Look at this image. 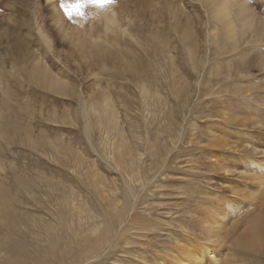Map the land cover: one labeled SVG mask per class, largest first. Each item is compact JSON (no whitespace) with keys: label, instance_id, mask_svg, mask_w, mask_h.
Wrapping results in <instances>:
<instances>
[{"label":"rangeland","instance_id":"obj_1","mask_svg":"<svg viewBox=\"0 0 264 264\" xmlns=\"http://www.w3.org/2000/svg\"><path fill=\"white\" fill-rule=\"evenodd\" d=\"M61 2L0 0V185L14 196L16 176L26 182L42 171L60 173L79 189L81 198L103 206L94 188L92 172H96L102 180L100 193L113 192L120 198L124 174L113 161L108 159L107 164L102 159L105 150L93 117L88 135L83 132L89 99L107 92L117 102L125 145L138 148L142 157L129 215L98 264H174L179 253L196 257L199 249L202 254L196 264H264V243L251 248L248 236L252 220L264 219V190L253 197L255 182L242 166L248 157L264 164V106L258 105L254 113L251 109L264 97V36L255 27L238 36L239 51L249 54L241 66L236 52L220 54L228 51L226 37L198 0H116L110 5L116 19L111 30L96 8L87 9L84 19L69 21ZM246 3L264 20V0ZM188 27L197 69L189 64L183 47ZM77 30L102 42L113 54L133 57L139 72L160 87L164 112L168 108L174 112L171 130L161 142L156 140L157 129L150 125L144 130L147 121L142 120L141 100L132 77L120 67L121 56L120 61L109 57L99 63L86 47L82 57L62 38V31ZM39 33L49 37L50 49ZM254 55L263 57L262 67ZM35 61L76 93L56 94L32 81L29 74ZM228 68H233V76L227 80ZM234 84L240 89L250 86V92L241 96L226 91ZM170 85L181 93L188 90L183 108ZM118 97L129 101L127 119ZM229 113L235 117L232 122L222 119ZM157 117L159 128H164ZM129 125L134 134L129 133ZM119 144L116 139L115 146ZM150 144L155 145L153 150ZM60 153L84 159L80 178L70 176ZM224 204L236 209L232 216L216 228L205 224L207 219L202 218L222 212ZM203 226L207 231L214 228L217 236L205 238Z\"/></svg>","mask_w":264,"mask_h":264},{"label":"bare ground","instance_id":"obj_2","mask_svg":"<svg viewBox=\"0 0 264 264\" xmlns=\"http://www.w3.org/2000/svg\"><path fill=\"white\" fill-rule=\"evenodd\" d=\"M47 1L51 2L53 0ZM198 1L201 5H206L209 11L208 14L217 25H221L222 35L226 37L224 43L228 51L223 52L222 50L220 54L236 52L235 57L239 65L244 66L247 63L246 58L249 54L245 50L239 51L238 36L243 37L246 31H251L253 27L257 29L260 36H264V20L256 16L246 3V0ZM96 11L105 17L107 30H111V27L116 24V19L110 10V5L104 9L96 8ZM32 25L33 23L30 24V26ZM186 28L184 34L182 33L184 40H186L183 43V47L189 58V64L193 69H197L196 52L192 51V48H194V41L190 34L192 31L189 30V27L188 29ZM39 37L42 43L47 46V49H50L51 42L49 37L41 33H39ZM86 37L78 30L72 34L62 31V38L68 40L72 47L79 50V54L82 57L85 58L86 47H88L90 48L89 52L99 60V63L104 62L109 57L122 61L120 67L132 77V82L141 100L142 120L147 121L144 124V130L149 129L150 125L155 132H157V129L159 137L156 140L161 142L162 137L165 136L168 130H171L169 121L174 112L169 111V108L164 112L166 103L161 93H159L160 87L153 80L149 81L148 75L143 76L139 72L133 57L128 55L129 57L127 58L126 55L113 54L106 46L104 47L102 42L93 41ZM89 52L87 51L88 55H90ZM120 56L121 59L119 60ZM254 58L258 66L262 67L263 57L254 55ZM201 64H204V60L201 61ZM102 66L104 68L105 65ZM232 70L233 68H228L226 73L227 80L233 76L230 75ZM241 74L240 72L239 75L241 76ZM29 77L32 81L40 83L44 88L54 91L56 94L67 95L69 92L76 93L69 86V83L51 75L38 61L32 64ZM169 90L171 94H175L177 100L179 99V106L183 108L186 103L184 97L188 90L185 93H181V89L178 87L173 88V85L169 86ZM226 91H230L234 95H241L249 93L250 86L240 89L234 84L232 88H227ZM259 99L261 104L255 103L252 105L253 113L256 107H259L258 105L264 106V97ZM118 100H120L119 104L127 109L124 114V119H127L128 115L126 112L130 111L129 101L127 104L125 100L119 97ZM116 103L113 95L107 92L99 93L95 100L91 97L88 101V113H86L87 119L83 126V132L86 136L88 135L91 127L89 119L93 117L105 150L101 153L102 159L107 164H109L108 159L113 161L114 168H121L124 174L123 182L125 187L122 196L117 198L113 192L110 194L106 192L105 195L100 193L102 180L97 178L96 172H92L93 179H96L94 188L96 193L99 192L100 200L105 204L103 206H97L91 201L89 202L87 198H81L82 194L79 189L72 182L66 181V178L60 173L53 174L41 170L40 174H36V179H30L26 182L21 177L16 176L17 183L14 196H10V192L8 193V190L0 185V264H98L105 251L112 247V243L118 234L117 232L126 222L130 208L135 200L132 188L140 179L137 163L142 157V155L136 153L138 148L132 150V148L130 149L125 145L127 141L123 134L122 121H120V113ZM159 108L163 110L161 109L162 111L159 112ZM230 114L233 113H229L228 116L223 115L222 119L227 117V121L232 122L235 117ZM158 115L163 123L164 128L162 129L159 128L160 122H156L158 117L155 119ZM148 120L150 121L148 122ZM164 122H166L165 125ZM255 123L261 124L259 120L255 121ZM128 129L130 134H134L135 131L130 125ZM116 139L121 141L118 146H115ZM212 140L216 141L217 139L213 137ZM30 142L32 143H30L31 145L35 144L31 140ZM54 148L57 149L56 147ZM154 148L155 145L150 144L149 149L153 150ZM62 156L61 162L70 172V176L80 178L81 175L78 172L84 170V159L78 155L69 157L62 154ZM51 157L54 162L58 163L54 155ZM242 166L244 171L249 172L247 174H251L249 176L255 182L256 189L253 197L256 195L255 193L260 194L264 190V164L259 163L254 157H248L244 159ZM56 179L59 180L55 181ZM224 205L222 212L219 210L208 214L204 219L202 218L203 221L207 219L205 224L216 228V225L219 227V223L232 216L236 209H233L230 204ZM202 228L205 230V238L208 240L218 234L214 228L209 231L204 226ZM248 236L251 248H255L259 243H264L263 218L257 217L252 220ZM201 254V249L195 253L196 257H193L192 253L189 252L179 253L174 264H196Z\"/></svg>","mask_w":264,"mask_h":264},{"label":"snow or ice","instance_id":"obj_3","mask_svg":"<svg viewBox=\"0 0 264 264\" xmlns=\"http://www.w3.org/2000/svg\"><path fill=\"white\" fill-rule=\"evenodd\" d=\"M115 2L116 0H72V2L62 0L60 8L64 16L71 21L74 18L84 19L89 8L104 9Z\"/></svg>","mask_w":264,"mask_h":264}]
</instances>
